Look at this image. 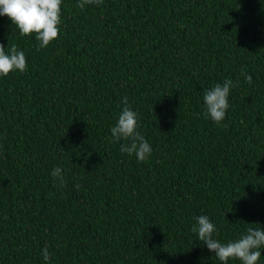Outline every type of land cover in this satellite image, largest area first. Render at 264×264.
<instances>
[{"label": "trees", "instance_id": "16d2710c", "mask_svg": "<svg viewBox=\"0 0 264 264\" xmlns=\"http://www.w3.org/2000/svg\"><path fill=\"white\" fill-rule=\"evenodd\" d=\"M0 44L28 64L0 78V264H221L196 217L264 229V0H63L48 48L4 16ZM229 78L217 126L203 94ZM124 97L145 162L112 141Z\"/></svg>", "mask_w": 264, "mask_h": 264}, {"label": "clouds", "instance_id": "9594fccd", "mask_svg": "<svg viewBox=\"0 0 264 264\" xmlns=\"http://www.w3.org/2000/svg\"><path fill=\"white\" fill-rule=\"evenodd\" d=\"M104 0H77V7L84 9L87 5H102ZM63 0H0V16L7 17L15 25L21 36H34L39 42L38 50L48 48L59 39L62 24ZM28 69L27 58L24 51L13 44L5 49L0 44V78L10 74L25 73ZM245 82L251 84L252 76L246 70L241 73ZM233 84L229 78L223 84H216L213 88L205 90L203 94L206 106L205 116L210 118L217 126H226L222 122L226 118L229 108V94ZM124 107L118 115L117 123L110 129L113 143L126 141L120 146L121 153L129 156L135 155L140 162H145L152 153V148L145 137L138 131L140 127L138 114L132 110L127 97L123 99ZM54 181L61 187H66L63 170L56 167L51 173ZM79 191L81 185H75ZM196 223L192 232L198 234L201 241L221 264L229 261H239L240 264H258L264 249V229L247 228L241 237L234 241L222 243L214 238L217 233L216 226L206 215L195 218ZM239 223V222H238ZM45 264L51 259L48 248L43 249Z\"/></svg>", "mask_w": 264, "mask_h": 264}]
</instances>
